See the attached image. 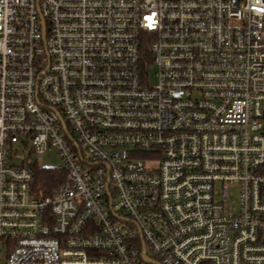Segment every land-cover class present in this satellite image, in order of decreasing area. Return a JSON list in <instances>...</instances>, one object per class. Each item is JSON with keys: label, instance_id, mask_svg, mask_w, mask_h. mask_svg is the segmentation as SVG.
<instances>
[{"label": "built area", "instance_id": "obj_1", "mask_svg": "<svg viewBox=\"0 0 264 264\" xmlns=\"http://www.w3.org/2000/svg\"><path fill=\"white\" fill-rule=\"evenodd\" d=\"M143 254L264 264V0H0V264Z\"/></svg>", "mask_w": 264, "mask_h": 264}, {"label": "trees", "instance_id": "obj_2", "mask_svg": "<svg viewBox=\"0 0 264 264\" xmlns=\"http://www.w3.org/2000/svg\"><path fill=\"white\" fill-rule=\"evenodd\" d=\"M34 183L32 191L39 196H48L65 179V172L62 170L34 167Z\"/></svg>", "mask_w": 264, "mask_h": 264}, {"label": "rangeland", "instance_id": "obj_3", "mask_svg": "<svg viewBox=\"0 0 264 264\" xmlns=\"http://www.w3.org/2000/svg\"><path fill=\"white\" fill-rule=\"evenodd\" d=\"M151 81H155L154 80V75L153 73L151 74ZM40 165L42 168H48V169H62L63 168V163L62 161L57 157L56 154L54 153H47L43 160L40 162ZM231 192H232V200L235 201L236 203L239 202V190L238 187L233 186L231 188ZM2 261H5V257L3 255L2 257Z\"/></svg>", "mask_w": 264, "mask_h": 264}, {"label": "water", "instance_id": "obj_4", "mask_svg": "<svg viewBox=\"0 0 264 264\" xmlns=\"http://www.w3.org/2000/svg\"><path fill=\"white\" fill-rule=\"evenodd\" d=\"M143 259H144V261L147 262V263H153V264H156L155 262H153L152 260H150V259L146 256V254H143Z\"/></svg>", "mask_w": 264, "mask_h": 264}]
</instances>
